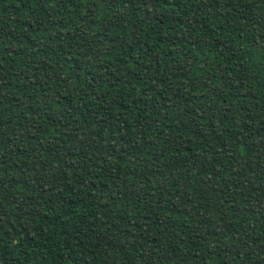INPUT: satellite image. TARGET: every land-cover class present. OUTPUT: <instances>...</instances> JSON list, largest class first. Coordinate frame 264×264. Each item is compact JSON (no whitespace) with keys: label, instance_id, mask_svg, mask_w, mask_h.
Segmentation results:
<instances>
[{"label":"trees","instance_id":"trees-1","mask_svg":"<svg viewBox=\"0 0 264 264\" xmlns=\"http://www.w3.org/2000/svg\"><path fill=\"white\" fill-rule=\"evenodd\" d=\"M0 264H264V0H0Z\"/></svg>","mask_w":264,"mask_h":264}]
</instances>
